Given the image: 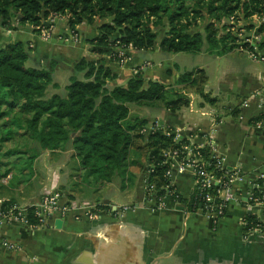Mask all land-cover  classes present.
Instances as JSON below:
<instances>
[{
	"label": "crops",
	"instance_id": "crops-1",
	"mask_svg": "<svg viewBox=\"0 0 264 264\" xmlns=\"http://www.w3.org/2000/svg\"><path fill=\"white\" fill-rule=\"evenodd\" d=\"M59 21L54 22V34L46 41L31 26L0 27V46L13 41L27 43L30 48L27 65L44 67L50 60L55 61L52 79L58 87L54 89L63 88L64 91L70 76H82L83 71L75 70L73 65L83 57L93 61L100 59L110 70L112 78L106 80L107 87L124 85L137 69L146 80L169 85L179 73L204 69L207 75L205 91L217 96V106L192 94L188 106L179 110L169 111L157 102L140 105L150 110L147 115L139 116L149 123L155 121L181 136H188L197 145L210 143L216 156L223 158L225 166L243 174L242 181L233 184L240 197L229 203L226 214L214 229L201 213L177 209L182 206L179 203L169 202L166 209H155L153 202L145 196V161L142 169H137L139 177L134 190L129 184L130 179L121 183L117 178L104 183L111 187L109 196L79 199L73 192L71 178L74 180L73 174L83 171L78 170L72 150H42L30 168L21 170L19 178H15L16 169L0 177V264H264V235L246 237L242 223V218L249 212L264 218L263 206L250 208L244 199L249 185L264 175V121L249 122L260 113L264 102V62L247 55L251 62L262 66L256 68L238 59L231 71L224 70L219 78L210 80L209 60L198 59L194 57L197 54L186 52H164L156 42L151 49L132 50V61L119 65L108 53L93 52V45L85 41L98 35L97 23L77 26L82 37V42L77 44L68 41L66 23ZM202 51L200 53L213 56L205 47ZM145 61L150 65L140 68ZM226 104L238 107L239 116L226 114ZM211 109L218 114L216 120L214 116L201 114V110ZM70 161L74 162L75 172L66 167ZM5 169L6 166H2L0 173ZM127 171L133 174L131 168ZM82 180L77 182L87 183ZM171 182L182 197L191 194L193 176L189 168L182 172L174 170ZM49 185L55 186L72 202H104L131 206L132 209L122 218L103 213L98 221L75 219L73 213H68L60 227L55 226L54 221L46 227H30L19 220L1 217L3 203L26 209L39 201Z\"/></svg>",
	"mask_w": 264,
	"mask_h": 264
},
{
	"label": "trees",
	"instance_id": "trees-1",
	"mask_svg": "<svg viewBox=\"0 0 264 264\" xmlns=\"http://www.w3.org/2000/svg\"><path fill=\"white\" fill-rule=\"evenodd\" d=\"M54 13L68 15L69 32L77 33L82 23H97L98 35L85 40L97 54L109 53L116 42L131 44L134 50H148L158 42L164 52L196 54L205 45L208 53L220 56L239 46L251 47L232 31V24L238 21H248L243 28L262 34L257 46L264 49V0H0V27L31 26L38 32L37 27L47 26ZM253 18L258 19V25ZM200 23L204 33L192 32ZM29 51L22 41L0 46V168L6 166L0 177L11 173L19 159L27 161L22 168L25 170L42 150L69 148L84 181L94 179L102 184L118 178L124 183L127 167L135 163L129 159V152L140 149L147 162L145 185L152 186L156 196L164 195L168 182L164 173L169 163L164 162L163 152L176 149L178 157H183L188 136L174 140L173 129L131 115L130 105L160 102L165 109L176 111L188 106L190 95L197 94L203 102L217 106V96L205 91L204 69L179 73L171 85L146 80L137 69L124 85L107 87L106 80L112 78L110 70L100 59L83 57L73 65L83 71L82 76H70L63 95L47 94V88L58 87L52 79L55 61L44 67L29 66ZM224 107L226 114L239 116L238 107ZM263 121L264 110L249 119L254 124ZM149 124L153 129L146 131ZM198 150L204 168L220 175L211 146L204 144ZM197 193L193 189L186 198L177 193L172 198L187 212H194L201 204ZM254 193L260 194L256 189ZM11 206L3 203L1 210ZM27 216L30 223H36L31 206ZM257 220L255 214L247 213L243 233Z\"/></svg>",
	"mask_w": 264,
	"mask_h": 264
},
{
	"label": "built area",
	"instance_id": "built-area-1",
	"mask_svg": "<svg viewBox=\"0 0 264 264\" xmlns=\"http://www.w3.org/2000/svg\"><path fill=\"white\" fill-rule=\"evenodd\" d=\"M68 18L66 14L54 13L48 20L47 26L37 27L39 28L38 34L43 40H49L51 30L54 22L57 20H65ZM264 18V15L262 16ZM51 23V24H49ZM69 38L73 42L79 41V35L76 32H69ZM262 34H255L253 39L246 38L243 42H248L251 47L239 46V49L246 50L248 56L253 60H259L264 62V52L257 46L260 41ZM67 37V39H68ZM134 50L131 44L125 45L116 42L115 46L109 51V57L119 65H124L127 62L132 61L133 57L131 51ZM150 62L145 61L142 63L140 68L149 66ZM261 111L264 110L263 103L260 106ZM201 114H209L211 117L214 116V120L217 119V112L214 109L204 111L201 110ZM261 123V122H260ZM157 125L158 123L155 122ZM152 124H149L146 131L152 130ZM174 133V140H180L182 136L177 131ZM168 135L169 132H166ZM189 143L182 147V151L185 153L183 157L179 158L178 150H166L163 152L165 158L164 162L169 163V167L164 173L168 182L164 186L166 193L164 195L156 196L153 191V187H147L145 185V193L148 200L153 202L155 209H166L169 202L177 203L172 198V194L177 193L175 187L171 182L173 171L182 172L185 168H189L193 176V189H197V198L201 202L194 212L201 213L215 228L218 220L222 218L226 212L230 202L238 200L240 195L234 191L233 184L236 181H242L243 174L236 168L225 166L223 158L216 156L213 152V148L210 143L213 152V158L215 159V168L222 171L220 175H216L211 170L208 171L204 168L203 162H201V155L199 148L202 145H197L195 142L188 137ZM259 180L262 182L259 183ZM254 189L258 190L260 194H255ZM178 194V193H177ZM247 206L264 207V175L258 176L250 185L245 192L244 197ZM33 209V216L36 219V223H30L27 216V208L21 209L18 206H11L5 211H1V217L3 219L19 220L23 224L30 227H46L51 225L57 218L63 219L68 213H73L75 219L84 218L90 221H98L101 219L103 213L122 218L126 211L131 210V206L127 205H114L112 203L104 202H72L65 198L60 190L55 186L49 185L48 188L44 189L39 201L31 205ZM252 213V212H250ZM254 214V213H253ZM256 215V214H255ZM112 216V217H113ZM257 216V215H256ZM258 217V220L253 223L247 233L248 236H262L264 235V218ZM244 217L242 218V223ZM12 247V245H10Z\"/></svg>",
	"mask_w": 264,
	"mask_h": 264
},
{
	"label": "rangeland",
	"instance_id": "rangeland-1",
	"mask_svg": "<svg viewBox=\"0 0 264 264\" xmlns=\"http://www.w3.org/2000/svg\"><path fill=\"white\" fill-rule=\"evenodd\" d=\"M257 18H253V22L256 23V25H258L257 23ZM61 23L65 22V20H61L59 21ZM230 23H233L230 22ZM233 28H232V31L233 32H236L238 37H239V40L242 41H245V37L247 35H251L249 37L250 40L253 39V36L255 35L254 34V30L253 29H248V28H243L244 25H248V21H238V22H234L233 24ZM54 26V25H53ZM245 27V26H244ZM192 32L194 31H200L201 33H204L203 32V24L200 23L199 26L197 27H193L191 29ZM78 32V31H77ZM66 35L69 36V31L68 29H66ZM54 34V32L52 33V30H51V33H50V37ZM78 35H79V41L78 42H75L77 44H80L82 42V37H81V34L78 32ZM244 38V39H243ZM68 41H72L69 37H68ZM205 47V45L203 46ZM237 50H233L232 52H229L223 56H218V58H215V56H208L207 54L205 53H196L197 56H194L198 59H201V60H209L207 61V63H209V71L211 72V77H210V80H216L217 78H219L222 74V71L224 70H230L231 71V66H233L234 62H237V60L239 59L240 61H246L248 64H252L253 66H255L256 68L258 67H261L262 64H254V62H251L249 58H247L248 56V52H246V50H243V52H239V48H235ZM203 52V51H201ZM194 54V55H196ZM195 58V59H196ZM52 92H56V93H59V94H64V91H63V88H58V89H53V88H47V94H50ZM150 109L148 107H144V106H140V105H135V104H131L130 105V113L131 115H137L139 116V114L145 116L147 115V112L149 111ZM142 117V116H141ZM24 156V155H23ZM129 159L132 161L134 160L135 163L134 164H130L128 168H131L133 174H129V172L127 171L126 174H125V181H127V179H130L128 181H131L129 184L130 186H133L132 190L135 189V185L138 181V177H139V174L137 172V169L139 167V169H142V165H144V162L146 161L145 159V154L139 149H131L130 152H129ZM25 162H23L22 159H19L17 161V163L14 165L15 167V172H16V175L13 173V175L15 176V178L17 179V177L19 178L21 176V170L24 166ZM66 167L70 170V171H73L75 172L74 170V162L73 161H70L69 163H67ZM77 173V172H76ZM75 179L73 180L71 178V181L73 182L71 184V186L74 188V193L77 194V196L79 197V199H89V200H92L93 198H97V199H101V198H104V197H107L109 196L110 192H111V187H108L106 186L104 183H96L94 181V179H90V180H87V183H79L77 181H80L83 179V172L81 174H73ZM72 175V176H73ZM28 175H25L24 177L27 178ZM83 181V180H82ZM89 181V183H88ZM117 198V197H115ZM118 199V198H117Z\"/></svg>",
	"mask_w": 264,
	"mask_h": 264
},
{
	"label": "water",
	"instance_id": "water-1",
	"mask_svg": "<svg viewBox=\"0 0 264 264\" xmlns=\"http://www.w3.org/2000/svg\"><path fill=\"white\" fill-rule=\"evenodd\" d=\"M46 24H47V23H46ZM262 52H264V49L262 50ZM176 208L179 209V210H183L184 207H182V206H177ZM54 224H55V226L60 227L61 224H62V219H59V218L55 219V220H54Z\"/></svg>",
	"mask_w": 264,
	"mask_h": 264
}]
</instances>
